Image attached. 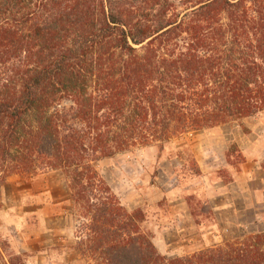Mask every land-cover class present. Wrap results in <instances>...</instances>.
<instances>
[{
  "label": "trees",
  "instance_id": "trees-1",
  "mask_svg": "<svg viewBox=\"0 0 264 264\" xmlns=\"http://www.w3.org/2000/svg\"><path fill=\"white\" fill-rule=\"evenodd\" d=\"M263 113L264 0H0V181L62 172L95 264H264V232L161 255L98 170L171 146L197 166L187 136Z\"/></svg>",
  "mask_w": 264,
  "mask_h": 264
},
{
  "label": "rangeland",
  "instance_id": "rangeland-1",
  "mask_svg": "<svg viewBox=\"0 0 264 264\" xmlns=\"http://www.w3.org/2000/svg\"><path fill=\"white\" fill-rule=\"evenodd\" d=\"M260 139L253 154L259 153L261 160L251 164L261 162L263 176L264 113L187 136L184 142L197 166L178 158L176 146H171L160 154L156 147L118 154L100 162L98 170L128 212L142 211V228L158 252L170 259L185 257L263 229L257 222L250 225L257 214L264 217V204L254 207L252 193L263 185L236 181L250 166L245 155L248 140ZM237 140L244 143L245 153ZM210 151L217 157L224 153L212 167ZM181 200L198 229L193 237L179 236L178 224L166 219ZM79 225L62 172L17 174L0 181V264H95L76 250Z\"/></svg>",
  "mask_w": 264,
  "mask_h": 264
},
{
  "label": "crops",
  "instance_id": "crops-1",
  "mask_svg": "<svg viewBox=\"0 0 264 264\" xmlns=\"http://www.w3.org/2000/svg\"><path fill=\"white\" fill-rule=\"evenodd\" d=\"M240 139V136H239ZM249 141V146H248V150L245 153V149L243 148V144H241L240 140H237L238 145L243 149L246 158L248 160L249 163V169L248 170H244L243 174H240L239 176L236 177V181L237 183H260L263 185L262 189H257L254 188L252 189V193L253 195L256 197L255 201H254V207H257L259 205H263L264 204V175L262 176V172L260 169V163H253L255 158H258V154H253L254 153V149L257 150L259 143L262 141V139H260V141H258V143H251L250 140ZM254 146V147H252ZM224 149H225V144L223 145ZM197 158H199V156L197 155V153L195 152ZM224 155V153H223ZM223 155H220L217 157L216 153H214L213 151L209 152V161H210V167H212L214 165V160H220V156L222 157ZM261 155V153H260ZM258 160H261L260 157L258 158ZM252 168V169H251ZM262 174H261V173ZM203 174H205V171H203ZM259 194H261L263 196V198H259ZM247 204L243 203V207H246ZM249 207H247L248 209ZM167 220L171 219L172 221L176 222L178 225H176V232L177 234H179V236H186L187 233L190 234V236L194 235L197 233L198 229L197 226L195 225V221L194 218L192 216V214L190 213L185 200H181V202H178L175 206V209H172V213L169 217H166ZM257 222V225H262L263 229L259 230L258 233H263L264 232V217H260L258 214L256 215L255 220H253L251 222L250 225L255 224ZM172 223V222H171ZM170 224V223H169ZM171 225V224H170ZM248 227V226H247ZM167 230H170L169 228H167ZM174 230V228H173ZM193 237V236H192ZM186 247H191V246H186Z\"/></svg>",
  "mask_w": 264,
  "mask_h": 264
}]
</instances>
